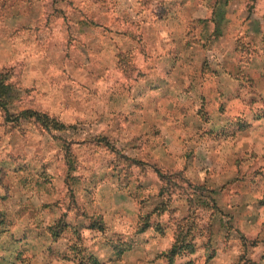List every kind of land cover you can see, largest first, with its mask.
<instances>
[{
	"label": "rangeland",
	"instance_id": "1",
	"mask_svg": "<svg viewBox=\"0 0 264 264\" xmlns=\"http://www.w3.org/2000/svg\"><path fill=\"white\" fill-rule=\"evenodd\" d=\"M0 72V228L63 222L11 264H264V0H0Z\"/></svg>",
	"mask_w": 264,
	"mask_h": 264
},
{
	"label": "crops",
	"instance_id": "2",
	"mask_svg": "<svg viewBox=\"0 0 264 264\" xmlns=\"http://www.w3.org/2000/svg\"><path fill=\"white\" fill-rule=\"evenodd\" d=\"M229 6L230 5L227 4L226 1H224L222 4H218L214 7L213 20L216 26H219V23L222 19L223 21H225L228 18L229 9L231 8ZM232 12L235 13V9L231 8V15ZM254 12L255 11L253 4H244V9H241L240 12V15L244 16V37L246 39L244 43L245 47L248 46L247 43L249 42V32L254 30V25L256 23L255 19L253 18ZM217 35H219V33ZM262 116L264 117V115ZM216 127L217 126L215 124L214 128L216 129ZM214 128L211 130H215ZM215 132H217V130H215ZM12 205L13 208L9 211H12L11 213L15 214V227L11 229H5L2 226L5 230L3 228H0V260L5 257L6 260L10 262V264L13 262L11 261V258L7 257L10 255H15L13 253L14 247L7 244L3 239L5 237H11V239H13L12 244L14 246H17V244L22 241H17V234L20 233L22 237L26 229H28L26 231H34L37 234L46 233L47 231H49L50 224H53L54 221L59 217L57 212L60 211L58 205L54 204V202H52L51 204L41 203L40 200L35 197V193H27L24 201L19 203L16 202ZM49 212L52 214H50ZM8 240L10 239L8 238ZM3 242H5V244H3Z\"/></svg>",
	"mask_w": 264,
	"mask_h": 264
},
{
	"label": "trees",
	"instance_id": "3",
	"mask_svg": "<svg viewBox=\"0 0 264 264\" xmlns=\"http://www.w3.org/2000/svg\"><path fill=\"white\" fill-rule=\"evenodd\" d=\"M14 92H13V88L12 85L9 81L6 80V77L3 75L2 72H0V109L3 110L6 114V119L7 120H14L17 121L19 118H35L36 121L40 122V124L44 125L46 128L47 125L45 124V120L44 118L46 117V115H41L38 114V112L34 111V110H21L17 113H11L9 111L10 106L14 103ZM14 115V116H12ZM63 223V222H62ZM58 222H55L54 225L49 227V232L51 233V235L55 238L58 235V232L60 230ZM54 226V228H53ZM53 228V229H52ZM179 238V236H177ZM189 246H187L189 248V251H193L194 246L192 243H187ZM182 242L176 240L174 242V244H172L171 248L164 254L166 257H168V259H170V261L176 256V254L178 252H180L181 246H182ZM89 259L92 260V262H94L95 260H93V258L91 256H88Z\"/></svg>",
	"mask_w": 264,
	"mask_h": 264
}]
</instances>
